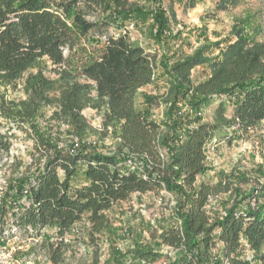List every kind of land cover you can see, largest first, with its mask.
Here are the masks:
<instances>
[{"label":"trees","instance_id":"16d2710c","mask_svg":"<svg viewBox=\"0 0 264 264\" xmlns=\"http://www.w3.org/2000/svg\"><path fill=\"white\" fill-rule=\"evenodd\" d=\"M177 1L193 9L201 0ZM238 2L219 0L217 7ZM175 21L163 0H0V87L22 85L25 96L0 95V160L11 157L17 129L33 139L37 167L6 182L0 247L13 238L11 227L39 240L26 254L43 252L52 264H65L82 240L93 264H101L106 237L104 264H153L166 256L163 246L175 253L170 264H264V183L224 204L220 217L210 206L221 185L199 180L211 171L209 145L231 142L264 122V43L235 27L227 39L175 59L176 41L183 43ZM130 24L141 25L158 51L135 44ZM197 67L209 68V75L196 80ZM162 81L164 93L144 91ZM160 102L167 107L162 123L152 115ZM215 103L213 120L203 121ZM46 107L54 110L52 120L69 126L72 144L43 132L38 119ZM87 108L103 111V130L116 132L112 153L76 145L95 131L83 115ZM162 190L176 205L168 226L160 227V241L121 249L116 242L124 235L109 212L135 193Z\"/></svg>","mask_w":264,"mask_h":264},{"label":"rangeland","instance_id":"374dc122","mask_svg":"<svg viewBox=\"0 0 264 264\" xmlns=\"http://www.w3.org/2000/svg\"><path fill=\"white\" fill-rule=\"evenodd\" d=\"M138 1L141 4L144 3V0ZM163 1L165 7L175 13L176 21L173 29L175 33H181L183 40V43L180 40L176 41L175 59L192 54L198 46L204 45L207 41L216 42L227 39L235 27H246L257 42L264 43V0H239L237 4H230L226 9L217 7L219 0H201L193 9L182 6L177 0ZM128 30L135 44L142 45L149 53L158 51L153 41L143 35L141 25L135 27L130 24ZM110 33L114 35L116 31L111 29ZM192 73L193 77L200 81L209 75L210 69L197 67ZM166 90L163 81L144 89L149 94L164 93ZM2 94L15 100L25 97L22 85H19L16 91L0 87V95ZM216 105L217 103L204 111L203 121L213 120ZM138 107H143L141 97L138 100ZM166 109V104L162 102L152 108L153 118L158 123L164 121ZM53 111V108L46 107L41 112L38 123L43 132L50 136L54 135L53 138L60 144H72L69 126L52 120ZM83 115L95 131L83 135L79 140L76 139V145H92L97 148V151L103 153L115 151L119 138L113 128H109L108 133L103 130V111L87 108L83 111ZM229 115H231V109ZM13 133L15 137L12 139L11 157L8 160H0V196L12 175L18 173L33 175L37 169L32 162V154L35 152L33 139L22 130L15 129ZM238 135L231 142L223 138L217 145L213 143L207 147L211 171L199 178L200 181H210L221 185L219 194L212 200L210 206L211 210H217L220 217L225 214L224 204L227 203L230 206L238 197L264 183V122L248 133L238 132ZM175 205V197L164 190L146 194L135 193L129 200L117 203L109 212L114 225L120 229L121 235H124L116 242V245L126 250L137 244L153 245L156 241H160L157 238L161 232L160 227L168 226L167 217L171 213L170 208ZM150 224L153 225V230H149ZM7 232L14 236L5 246L0 247V264H52L43 252L26 254L30 246L39 240L24 237L11 227ZM45 232L52 235L54 229L48 228ZM67 239L73 238L67 237ZM101 245V264H104L110 247L107 237L103 238ZM17 251H23L25 254L15 255ZM161 252L166 256L153 264H170L175 256L174 251L163 246ZM262 253L264 254V247ZM244 255L250 259L253 256L251 252H246ZM65 264H93L92 249L87 250L85 240L74 244L72 251L67 254Z\"/></svg>","mask_w":264,"mask_h":264},{"label":"built area","instance_id":"2783aa9c","mask_svg":"<svg viewBox=\"0 0 264 264\" xmlns=\"http://www.w3.org/2000/svg\"><path fill=\"white\" fill-rule=\"evenodd\" d=\"M161 201H162V199H161ZM143 264H146L145 262H143Z\"/></svg>","mask_w":264,"mask_h":264}]
</instances>
